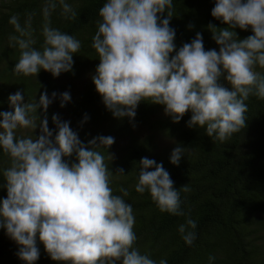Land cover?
Instances as JSON below:
<instances>
[{"label":"clouds","instance_id":"9594fccd","mask_svg":"<svg viewBox=\"0 0 264 264\" xmlns=\"http://www.w3.org/2000/svg\"><path fill=\"white\" fill-rule=\"evenodd\" d=\"M58 5L66 19L76 18L68 0H45L39 48L34 47L31 15L23 26L18 16L10 17L18 33L10 40L20 50L15 75L36 77L44 70L57 77L72 70L81 42L51 27L49 18ZM174 11V0H104L92 36L99 60L92 83L114 118L131 120L140 102L157 104L173 122L191 113L188 127H203L208 137L223 143L246 126L249 97L264 99V0H214L211 16L228 25L207 26L218 51L205 50L200 32L177 48L170 27ZM235 28L252 34L237 39ZM56 97L45 90L38 100L25 101L24 90H18L8 97L12 110L0 112V154L8 164L0 184L7 192L0 199V229L19 246V259L35 264L39 242L61 264H168L134 246L135 217L123 198L128 191L113 194V173L105 163V153L112 158L107 149L114 137L97 136L85 145L57 115L52 116L53 135L47 116L41 119L37 109L46 113ZM70 98L67 91L60 93V106ZM37 127L40 135L34 138ZM24 129L31 134L18 136ZM73 154L70 163L65 158ZM184 155V146L177 145L170 163L178 165ZM137 165L135 192H147L161 213L185 216L181 191L188 192L187 185L174 187L168 171L154 159L141 158ZM196 226L191 218L179 225L186 245L196 239ZM214 260L209 256V264Z\"/></svg>","mask_w":264,"mask_h":264},{"label":"trees","instance_id":"16d2710c","mask_svg":"<svg viewBox=\"0 0 264 264\" xmlns=\"http://www.w3.org/2000/svg\"><path fill=\"white\" fill-rule=\"evenodd\" d=\"M76 12L75 19H66L58 5L50 16L51 27L73 35L81 42L80 50L73 55V68L53 77L41 70L35 76H17L13 72L20 50L10 40L18 35L9 23L18 16L23 26L31 15V30L42 44V28L46 22L42 9L45 0H0V112L11 111L8 97L24 90L25 101L39 99L45 90L57 97L45 112L37 109L38 116H47L48 127L55 135L52 116L69 122L80 141L87 145L97 136H112L114 143L105 153V163L113 173L110 186L113 194L123 196L132 206L135 217L133 231L137 236L135 247L144 254L168 264H264V99L250 96L246 101V126L221 143L206 135L203 127H188L191 113L186 112L179 122L164 114L163 106L140 102L134 118H114L102 103L92 83V75L99 63L91 47L97 30L98 11L104 0H68ZM174 16L170 27L175 29V44L179 48L191 42L197 32L203 37L205 50H219L207 26L217 28L228 25L211 16L214 0H174ZM237 39L251 35V30L233 29ZM264 72V69H260ZM229 87L223 79L220 81ZM70 94V100L60 106L59 94ZM87 116L88 119L84 120ZM30 129L18 130L17 135H30ZM40 135L39 127L33 137ZM177 145L184 146L185 155L178 165L170 163V154ZM162 163L170 174L174 187L187 185L181 191V207L185 216L161 213L150 195L135 192L138 163L141 158ZM74 162V154L67 157ZM8 166L7 157L0 154V184L2 170ZM123 169V174L117 173ZM152 170V169H149ZM7 195L0 187V199ZM187 218L196 221V239L186 245L178 232ZM40 256L35 264H61L51 260L39 242ZM19 246L0 229V264H24L17 252Z\"/></svg>","mask_w":264,"mask_h":264}]
</instances>
